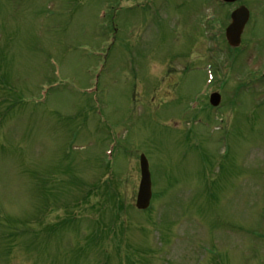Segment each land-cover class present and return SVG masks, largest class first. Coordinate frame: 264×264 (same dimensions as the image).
Listing matches in <instances>:
<instances>
[{"label": "rangeland", "instance_id": "rangeland-1", "mask_svg": "<svg viewBox=\"0 0 264 264\" xmlns=\"http://www.w3.org/2000/svg\"><path fill=\"white\" fill-rule=\"evenodd\" d=\"M0 264H264V0H0Z\"/></svg>", "mask_w": 264, "mask_h": 264}, {"label": "water", "instance_id": "water-1", "mask_svg": "<svg viewBox=\"0 0 264 264\" xmlns=\"http://www.w3.org/2000/svg\"><path fill=\"white\" fill-rule=\"evenodd\" d=\"M224 2L234 3L240 0H223ZM250 17L249 9L242 5L235 9L232 13V22L227 27V37L231 46H237L241 43V34L245 28V25ZM221 101V95L219 93H212L211 103L216 106ZM141 162V173L142 178L140 182L138 198H137V208L145 210L151 204L152 199V180L151 172L149 169V162L147 157L142 154L140 158Z\"/></svg>", "mask_w": 264, "mask_h": 264}]
</instances>
